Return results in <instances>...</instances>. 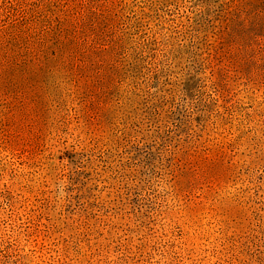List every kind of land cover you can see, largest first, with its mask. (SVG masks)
<instances>
[{"label": "rangeland", "instance_id": "374dc122", "mask_svg": "<svg viewBox=\"0 0 264 264\" xmlns=\"http://www.w3.org/2000/svg\"><path fill=\"white\" fill-rule=\"evenodd\" d=\"M0 264H264V0H0Z\"/></svg>", "mask_w": 264, "mask_h": 264}]
</instances>
